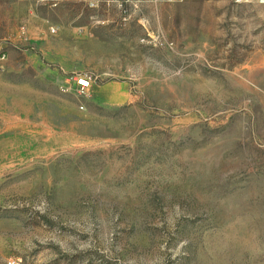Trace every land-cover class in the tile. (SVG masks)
Instances as JSON below:
<instances>
[{
	"label": "rangeland",
	"instance_id": "374dc122",
	"mask_svg": "<svg viewBox=\"0 0 264 264\" xmlns=\"http://www.w3.org/2000/svg\"><path fill=\"white\" fill-rule=\"evenodd\" d=\"M87 1L0 0V264H264V5Z\"/></svg>",
	"mask_w": 264,
	"mask_h": 264
},
{
	"label": "built area",
	"instance_id": "2783aa9c",
	"mask_svg": "<svg viewBox=\"0 0 264 264\" xmlns=\"http://www.w3.org/2000/svg\"><path fill=\"white\" fill-rule=\"evenodd\" d=\"M100 0H88L87 5L89 7H96L97 3ZM168 2H177L181 0H165ZM258 3L264 5V0H257ZM5 58V54L0 55V60ZM73 91L74 93L79 97H86L89 95L91 88H92V82L91 79L86 75H79L77 77L73 78Z\"/></svg>",
	"mask_w": 264,
	"mask_h": 264
},
{
	"label": "crops",
	"instance_id": "0c3cea01",
	"mask_svg": "<svg viewBox=\"0 0 264 264\" xmlns=\"http://www.w3.org/2000/svg\"><path fill=\"white\" fill-rule=\"evenodd\" d=\"M120 88V85H102V86H98V87H93L91 88L92 91H95V92H99L100 93V98L101 100H110V101H118L119 100V97H120V94H119V91H117L116 89ZM109 89H114L116 92L109 95L107 94L108 90Z\"/></svg>",
	"mask_w": 264,
	"mask_h": 264
}]
</instances>
